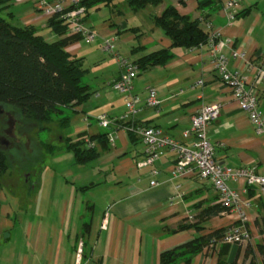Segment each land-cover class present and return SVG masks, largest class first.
Returning <instances> with one entry per match:
<instances>
[{"label":"crops","instance_id":"crops-1","mask_svg":"<svg viewBox=\"0 0 264 264\" xmlns=\"http://www.w3.org/2000/svg\"><path fill=\"white\" fill-rule=\"evenodd\" d=\"M34 1L35 4L37 0ZM169 6L193 20L202 16L209 18L213 29L221 33L220 39L229 41L226 53L230 48L237 49L245 52L254 65H264V0H236L237 17L232 24L221 0H164L159 6H148L139 11L133 10L126 0H119L103 19L90 26L102 38L101 43L111 37L117 38V52L112 54L114 59L95 60L94 68L87 69L93 77L86 81L90 98L71 110L70 125L62 129L60 135L53 128L44 131L55 139V143L45 142L40 139L42 133L39 134L35 150L40 151V155L33 158V153L23 160L28 165L26 183L31 185L29 177L36 174L32 166L38 163L45 167L46 158L52 159V166L69 162V168H62L54 177L53 184L47 189L50 195L46 203L40 197L44 190L43 179L38 187L33 183L36 197L30 201L9 200L3 189L1 191L0 264H160L165 252L197 237L228 229L238 222L237 212L218 213L221 205L209 181L197 175L172 178L175 153H165L154 166H139L145 158L142 141L123 130L129 123L158 127L173 139L189 144L184 133L191 128L197 108L202 103L220 102V117L209 129L216 147V159L232 168L256 167L258 173L264 175V135L256 133L247 113L239 108L213 70L208 49L172 48L171 40L155 25L153 18ZM102 7L91 11L99 12ZM35 12L21 18L25 25L36 27L49 43L58 41L60 38L48 26L51 17L36 8ZM40 16L48 20L42 22ZM201 26L205 29L203 24ZM78 42L83 41H73L67 46L76 58L84 61L98 51L91 50L80 57ZM103 46L100 44L97 48L105 51ZM139 47L144 50H135ZM162 49L170 50L172 59L163 66L140 73L134 83V94L142 101L140 111L126 121H120L127 112L126 104L111 86L121 71L118 55L131 56L135 61ZM229 66L231 71L246 70L243 63L235 60H231ZM110 68L114 71L107 74ZM200 79L204 80V85L195 86ZM148 87L157 89L158 107L146 106ZM259 89L260 108L264 113V84ZM100 115H106L112 121L108 130L99 125ZM68 129L72 133H66ZM107 132L115 136L114 143L108 139L105 146L98 139L91 140L99 157L85 165L76 164L74 154L66 148V141L76 142L83 136L89 139ZM44 143L54 148H47ZM10 161L9 172L15 164L13 157ZM72 164L77 165V170L92 167L77 171L71 168ZM153 168L159 170L156 177L151 175ZM12 179L14 182H10ZM12 179L9 184L18 186ZM153 179L159 186L151 187ZM230 186L240 194L241 208L249 217L252 240L241 245L211 241L191 264H262L259 246L264 247V234L259 232L255 221L264 212V196L258 187H247L243 182L231 181ZM80 243L84 247L79 258Z\"/></svg>","mask_w":264,"mask_h":264},{"label":"trees","instance_id":"trees-1","mask_svg":"<svg viewBox=\"0 0 264 264\" xmlns=\"http://www.w3.org/2000/svg\"><path fill=\"white\" fill-rule=\"evenodd\" d=\"M16 1L0 0V9H10ZM118 1L81 0L79 7L86 9L83 21L87 22L93 8H113ZM126 1L133 10L139 11L148 6H159L164 0ZM9 14L12 20L14 13ZM153 21L171 40L172 48L192 49L208 41L209 35L199 19L193 20L182 15L173 6L167 7L160 16H155ZM48 26L60 38L58 41L49 43L39 34L36 27L25 24L17 26L0 15V105L9 107L17 121L27 122L31 131L35 129L37 136L44 131H50L49 124L58 123L60 129L67 128L71 117L64 116L66 110L82 105L91 96L89 86L84 83L88 70L84 67L83 59L74 57L67 50L71 42L80 41L81 37L68 35L70 25L60 14L49 18ZM139 48L135 50H144ZM172 57L170 50L162 49L142 55L134 62L142 73L165 65ZM107 137L108 132L100 136H90L89 139H98L107 146ZM66 144L67 150L74 154L78 165L88 164L100 155L95 147H88L86 141L81 139L76 142L67 140ZM44 145L54 148L49 143ZM10 166V157L8 160L5 152L0 151V195L3 177L9 172ZM222 212L223 207H218V213ZM255 225L259 232L264 234V212L260 219L255 221ZM226 231L227 229L214 231L175 250L165 252L160 258V264H191L211 241L215 243ZM259 247L264 264V247Z\"/></svg>","mask_w":264,"mask_h":264},{"label":"built area","instance_id":"built-area-1","mask_svg":"<svg viewBox=\"0 0 264 264\" xmlns=\"http://www.w3.org/2000/svg\"><path fill=\"white\" fill-rule=\"evenodd\" d=\"M223 10L228 21L232 24L236 17V0H221ZM81 0H37L35 8L47 17L60 14L69 23L68 35H78L81 41L92 44L99 34L86 22L83 21L86 9L79 7ZM208 33V41L192 48L193 50L208 49L211 57L212 67L218 73L222 83L229 89L232 98L238 103L239 108L247 113L255 131L258 135H264V113L260 108V89L264 84V65H254L245 52L230 48L226 53L225 48L229 47V41L223 42L221 33L213 29L212 21L202 16L199 18ZM116 37L105 40L104 50L115 54ZM120 62L119 78L112 83L115 92L121 95L126 104L127 112L120 121H126L134 117L139 111L141 99L134 94V83L140 75L137 64L128 57L118 55ZM235 60L244 64L246 70L231 71L230 61ZM204 80L195 82V86H203ZM147 107H158L160 104L159 93L153 87L147 88V95L144 100ZM222 104L220 102L207 104L202 103L192 116L191 128L184 133L189 139V144H183L158 127H146L129 123L123 128L128 133L138 136L143 145L144 159L139 166H154L165 153H175L172 178H182L197 175L201 179L209 181L215 188L219 203L223 207V215L233 212L239 214L238 222L227 229L226 233L215 243L241 245L252 240V232L248 227L249 217L241 208L240 194L231 188V181L243 182L247 187H258L264 196V175L258 173L256 167L232 168L221 164L216 159V147L213 144L209 129L220 117ZM99 125L109 129L112 121L106 115L98 117ZM108 139L114 143L115 136L108 133ZM88 147L94 148L95 143L86 139ZM159 170L153 168L151 175L158 176ZM151 187L159 186L158 181L153 179ZM173 201V200H172ZM102 227V226H101ZM83 243H80L78 257L83 252Z\"/></svg>","mask_w":264,"mask_h":264},{"label":"rangeland","instance_id":"rangeland-1","mask_svg":"<svg viewBox=\"0 0 264 264\" xmlns=\"http://www.w3.org/2000/svg\"><path fill=\"white\" fill-rule=\"evenodd\" d=\"M34 0H30L28 2L26 1H22V0H17L13 6L9 9V8H5V9H0V15L6 20V21H11L13 24L17 25V26H22L24 23V21H22V17L26 14H30V12H35V4H34ZM123 5H125L127 7V5L124 3ZM1 8V7H0ZM95 9V8H93ZM111 10L110 7H102V10L97 12V10L91 11L90 12V19L89 21L87 20V25L91 26V24H95V22L101 20L104 18L105 14L109 13ZM153 11V9H152ZM10 12L14 13V18H12L11 20V15L9 14ZM36 13V12H35ZM42 15V14H41ZM106 18V17H105ZM39 19L43 22V20L47 19V17L44 16H40ZM41 22V24H42ZM159 31L162 33V31L159 29ZM163 34V33H162ZM164 35V34H163ZM101 37H98L92 44H86L84 42H78L76 43L77 45H79L80 47V57L81 56H86L85 54H88L89 51L91 50H95L97 49L98 51L95 52L93 55H90L91 57H88L87 59H84V67L88 70H92L94 68V62L97 59H107L108 61H111L112 59H114V55L110 54V52L107 51H103L101 48H97V45H104L103 41L101 43ZM106 40V39H105ZM117 52V51H115ZM106 57V58H105ZM131 57V56H130ZM128 57V58H130ZM132 59V58H130ZM114 70L112 68H110L109 70L106 71L107 74H111ZM88 72V71H87ZM89 74V75H88ZM93 79V77H91L90 73L88 72L84 83H86L87 79ZM3 110V109H2ZM5 110V109H4ZM6 113H8L7 116H5L6 119L10 118L13 119L15 121V118L13 116V114L11 113V111H9V108L6 109ZM71 114V110H66V113L64 114V116L66 115H70ZM12 120V121H13ZM13 121V125H11V132L9 133V147L7 148L9 150V157L10 159H12L15 161L14 167L10 170L11 172H8V174H6L3 177V193L7 196V198L9 200L12 199H22L25 200L27 199V201H30L31 199H35L36 194L35 193V189L32 188L33 183L34 186L38 187V185H40V180L43 179V187L44 190L42 191L40 197H42V199L44 200V202L46 203L48 200V196L50 195V190H47L54 182V177L58 175V173H61V169L62 168H69V162H65V163H61V164H57V166H52V159L50 158H46V166L43 167L41 165H39L38 163H36L34 166H32V170H34L36 172L35 175H32L29 177L30 182H32V185L29 183L27 184L26 182H28V175L29 173H27L28 170V165H26L27 161H23L24 159H29L30 155H33L34 157H38L40 154V151L35 150L36 149V145L38 144V141L40 139L44 140L45 142H53L55 143V139L52 138L48 132H44L42 133L40 136V139L37 140V136L35 135V129H33V131L29 130L27 134H18V123L19 122H15ZM51 126V130L52 128L55 129L54 131L57 132L58 135H60V132L62 131V129H60L58 123H53V124H49ZM47 126V125H46ZM72 133L71 129H68L66 131V133ZM5 137V136H4ZM81 140L86 141V138L83 136ZM38 151V152H37ZM49 165V166H48ZM50 165L52 168H50ZM77 165L72 164L71 168L76 169ZM92 166H85L83 168V170H77V171H86V169L91 170ZM14 178L17 185L16 187H13L9 184V181ZM10 182H14V180L12 179ZM32 189V190H31ZM35 190V191H34Z\"/></svg>","mask_w":264,"mask_h":264},{"label":"flooded vegetation","instance_id":"flooded-vegetation-1","mask_svg":"<svg viewBox=\"0 0 264 264\" xmlns=\"http://www.w3.org/2000/svg\"><path fill=\"white\" fill-rule=\"evenodd\" d=\"M8 108L9 107H7V106L0 105V151L5 152L8 160H9V150L7 148L9 147L10 143H9L8 138H9V133L12 130L10 126L13 125L14 120L10 119V118H8V119L5 118V116L8 115V113H6V109H8ZM15 122H19V121H17L15 118L14 123ZM17 126H18V128H17L18 134H22V135L29 133L28 131L31 129V126L27 122H24V121L19 122Z\"/></svg>","mask_w":264,"mask_h":264}]
</instances>
